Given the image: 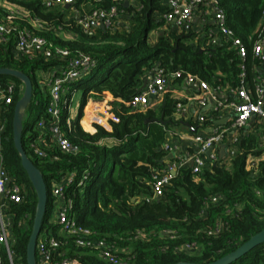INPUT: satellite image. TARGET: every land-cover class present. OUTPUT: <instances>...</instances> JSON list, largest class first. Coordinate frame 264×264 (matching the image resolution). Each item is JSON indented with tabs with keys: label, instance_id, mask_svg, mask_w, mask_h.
I'll use <instances>...</instances> for the list:
<instances>
[{
	"label": "trees",
	"instance_id": "obj_1",
	"mask_svg": "<svg viewBox=\"0 0 264 264\" xmlns=\"http://www.w3.org/2000/svg\"><path fill=\"white\" fill-rule=\"evenodd\" d=\"M7 1L47 24L45 30L34 34L53 48L69 53L66 58L17 57L13 36L6 45H0V68L22 72L32 83L28 105L35 107L38 119L23 127L21 142L46 184L47 203L41 231L50 229L60 245L56 252L60 256L54 254V261L109 264L95 249L77 246L73 236H65L56 221L51 222L55 201L51 183L70 174L73 179L63 192L72 205L70 214L78 226L93 233V238L112 246L122 264H207L233 252L264 230L263 120L254 118L246 130L247 126L235 132L237 141L230 143L234 154L226 163L223 164L224 159L209 161L198 174H192L188 165L179 167L159 198L134 204L132 199L152 195V172L164 166L162 160L168 154L164 149L165 136L170 126L179 125V120L173 118L176 101L167 93L157 108L139 111L130 107L132 97L141 91L143 80L156 67L164 74L181 70L195 75L218 92L235 90L241 85L253 92L258 70L264 68V63L252 52L264 32V0H216L226 16L227 27L245 48L243 60L229 41L211 45L207 25L198 33L165 24L161 16L167 9L162 0H139L142 8L131 18L128 28L92 32H85L68 20L64 8L46 9L44 0ZM109 2L106 0L103 5L108 6ZM4 13L0 8V15ZM17 22L19 27L27 26ZM61 33L70 37L63 38ZM79 55L97 61V68L89 88L83 86L77 124L71 120L67 124L69 102L83 78L61 94L65 103L60 107V132L77 147L75 153H65L46 129L36 128L40 119L48 125L53 121L46 112L49 88L41 75L51 68L64 67L67 59ZM8 77L11 76L0 75L2 89L9 84L14 87L11 102H0V144L4 169L25 193V200L12 204L10 211L16 258L19 264H27L26 246L37 197L13 144V110L23 93V85L14 77L13 82H7ZM174 82L181 83V79ZM94 99L109 106L108 128L99 125L105 124L104 115L91 114ZM84 107L88 115L82 117ZM218 117V112L210 110L203 115L202 123L198 120L191 124L204 128L220 120ZM230 137L226 133L223 143H229ZM31 144L43 150L45 156H38ZM259 246L230 264L244 259H248L247 264H264V243Z\"/></svg>",
	"mask_w": 264,
	"mask_h": 264
},
{
	"label": "built area",
	"instance_id": "obj_2",
	"mask_svg": "<svg viewBox=\"0 0 264 264\" xmlns=\"http://www.w3.org/2000/svg\"><path fill=\"white\" fill-rule=\"evenodd\" d=\"M162 1L163 6L167 9L161 16L165 24L174 26L178 30H193L192 24L194 19H196L200 22V26H209L207 34L211 45L218 44L221 40L229 41L231 47L237 51L238 57L241 60L244 59L245 48L242 42L234 37L233 32L227 27L226 16L223 10L218 7L216 0ZM43 4L46 9L56 6L64 8L68 14L67 19L73 20L74 24L85 32H92L102 28L110 31L128 28L131 18L136 13H139L142 8L139 0H110L107 4L108 6L103 5L106 4V0H81V2H78V0H44ZM65 5L69 7L65 8ZM17 8L18 12L16 13L3 8L5 13L0 15V45H6L10 37L13 36L17 57L36 58L42 56L44 59H51L56 55L63 58L69 55L68 51L53 48L44 38L34 34L35 31L45 30L47 24L31 18L25 9ZM17 21H22L27 26L19 27L16 24L18 23ZM252 52L256 59L264 63V32L256 41ZM66 62L67 64L64 67L51 68L47 73L48 77L44 79L49 88V102L46 112L53 118V121L48 125L45 124L43 119H40L36 123V128L40 130L46 129L54 138L60 151L75 153L77 147L62 136L58 125L60 107L65 103L61 100V94L66 91L69 85L78 82L88 72L97 68V61L86 55H79L67 59ZM240 76L242 77L243 74H240ZM176 79H181V83L189 91L195 93L194 101L199 107L207 109L209 105L210 108L207 110L218 112L219 119L227 111H231L233 115L228 118V126L216 125L207 135H194L191 139L197 145V152L190 158L175 156L170 152L171 147L164 145V149L170 152L173 158L167 159L161 169L152 172V195L150 197L132 199L131 201L134 204L141 200L149 201L159 198L163 193L164 187L169 184L179 167L188 165L192 174H198L206 167L207 162L219 161V148L224 144V135L232 131L229 143L225 149L226 154L223 158L228 159L234 154V151L230 148V143L237 141V135H234L235 132L240 128L246 127L248 122L254 118L264 121L263 75H258L253 92L244 85L235 90L218 92L195 75L184 74L181 70L164 74L162 70L157 68L149 75L145 88L132 97L130 107L135 110L145 111L153 100L158 99L167 92L170 82ZM13 89L12 84L7 85L5 89L0 86V102L3 101L5 104H9ZM179 111L182 112L185 109L180 102H177L175 112L179 113ZM198 120L202 123L203 115H199ZM69 122L68 119V125ZM31 147L38 156H45L44 151L34 144H31ZM208 149H211L209 160L205 156V152ZM72 179L73 174H70L59 181H53L50 186L51 195L55 201L59 202L55 212V220L60 226V231L65 236H73L77 246L95 249L98 256L109 264H122L121 260L115 255L112 246L104 240L93 238V233L78 226L70 214L72 205L70 201L65 200L63 192ZM24 200L25 193L23 188L11 181L10 176L3 167L0 144V264H19L13 248L15 242L13 235L14 223L10 206L21 203ZM45 233V236L41 237L39 233L37 237L35 245L37 264H78L76 261L68 259L54 261V254L55 256H60L56 253L60 245L51 234Z\"/></svg>",
	"mask_w": 264,
	"mask_h": 264
},
{
	"label": "water",
	"instance_id": "obj_3",
	"mask_svg": "<svg viewBox=\"0 0 264 264\" xmlns=\"http://www.w3.org/2000/svg\"><path fill=\"white\" fill-rule=\"evenodd\" d=\"M126 5V4H125ZM65 8H68V5L64 6ZM102 28V27H101ZM103 29V28H102ZM157 70V67L155 68ZM0 75L3 76H11L19 80L23 85V93L19 100L14 105L13 110V118H12V133H13V144L17 151V153L20 156L21 166L22 169L25 171L27 178L36 194L37 197V203H36V209L33 217V224L31 233L27 242L26 246V263L27 264H37L36 257H35V245L37 241V237L41 231L42 228V221L46 210V203H47V188L46 184L44 182V178L41 174V172L34 166V164L31 162V160L28 158L26 153L24 152V149L22 147V132H23V125H22V118L25 112V109L27 105L30 103L31 97H32V83L29 77L22 72H19L17 70L7 69V68H0ZM149 77L145 78L143 80L142 88H145ZM210 106H207V109H209ZM153 120H147V122H151ZM158 122H162V119L157 120ZM228 121V118L216 120L214 121V124L216 125H223ZM228 143L222 144L219 148V161H221L225 157V149L227 147ZM211 154V149H208L205 152V156L209 160V156ZM173 156L171 153H169L163 160L166 161L167 159H172ZM191 165V163H190ZM264 243V230L259 232L258 234L254 235L252 238H250L247 242L239 246L236 250L233 252L215 260L214 262L207 263V264H230L257 246ZM176 264H199V263H191V262H179Z\"/></svg>",
	"mask_w": 264,
	"mask_h": 264
},
{
	"label": "crops",
	"instance_id": "obj_4",
	"mask_svg": "<svg viewBox=\"0 0 264 264\" xmlns=\"http://www.w3.org/2000/svg\"><path fill=\"white\" fill-rule=\"evenodd\" d=\"M193 31L202 33L203 28L200 26V22L194 19L192 24ZM259 75L264 76V68H259ZM149 77V76H148ZM180 84V85H179ZM169 96L177 102H180L184 106L185 111H179L173 116L174 120H179L178 126H170L168 133L165 136L164 145H169L171 147V153L175 156H184L190 158L193 154L197 152V145L192 141V137L196 134L207 135L212 129L216 127L214 122L212 124L206 125L204 128L193 127L191 123L198 121L199 115H204L208 110L199 107L194 101V92L189 91L182 83L174 82L172 80L169 84L167 92ZM231 111L224 112L220 119L230 118L232 116ZM226 121L225 124H227ZM252 120L247 124L245 130L249 127ZM96 123V122H92ZM99 124V123H98ZM223 124V125H225ZM201 126V124H199ZM232 131L229 133V136ZM264 147V146H263ZM168 152V154L170 153ZM167 154V155H168ZM223 163H226L223 162Z\"/></svg>",
	"mask_w": 264,
	"mask_h": 264
},
{
	"label": "rangeland",
	"instance_id": "obj_5",
	"mask_svg": "<svg viewBox=\"0 0 264 264\" xmlns=\"http://www.w3.org/2000/svg\"><path fill=\"white\" fill-rule=\"evenodd\" d=\"M0 8H4V9H8L10 11H12L13 13L18 12V8L9 3L7 0H0ZM60 36H62L63 38H68L70 37L69 34H65V33H61ZM153 37V32L150 34V38L152 39ZM48 73V72H47ZM44 73L41 75L42 78L46 79L48 77V74ZM96 73V69H93L91 72H88L86 74V76L83 77L82 79V84L78 85L71 93V100L69 102V110H68V119L72 121V123L77 124L78 120H79V110H80V101H81V97L83 94V86H85L86 88H89V86L91 85L92 82V76ZM7 82H13V78L8 77L6 79ZM180 85V84H179ZM169 94V93H167ZM164 94L162 96H160L158 99L153 100V102L151 103V105L149 107L152 108H157L159 106V104L162 102V98H163ZM39 100V99H38ZM99 99H94L91 102H94V104H91V114L96 115V116H105V124H99L104 128H108V119L110 116V113L108 111V109L106 107H109L108 104L106 103L105 105H101L100 102H98ZM101 100V99H100ZM99 100V101H100ZM86 107V106H85ZM85 107L82 109V117L85 114ZM103 116V117H104ZM38 119V114L37 111L35 109V107H33V105H28V107H26L23 118H22V125L24 128L28 127L29 125H33L34 122ZM95 122V121H93ZM97 123V122H96ZM226 161V159H224V162ZM59 206V202L54 201L53 202V216L51 219V222L55 223V212H56V208ZM49 232H47L48 235L51 234V230L48 229ZM46 233L44 232V230H42L40 232V236H45ZM260 247V246H259ZM258 247V248H259ZM257 249V248H256ZM121 252V251H120ZM248 263V259H244L241 262H239L238 264H247Z\"/></svg>",
	"mask_w": 264,
	"mask_h": 264
},
{
	"label": "bare ground",
	"instance_id": "obj_6",
	"mask_svg": "<svg viewBox=\"0 0 264 264\" xmlns=\"http://www.w3.org/2000/svg\"><path fill=\"white\" fill-rule=\"evenodd\" d=\"M85 116H87L88 115V112L87 111H85V114H84Z\"/></svg>",
	"mask_w": 264,
	"mask_h": 264
}]
</instances>
